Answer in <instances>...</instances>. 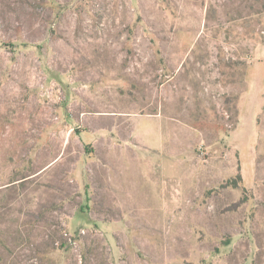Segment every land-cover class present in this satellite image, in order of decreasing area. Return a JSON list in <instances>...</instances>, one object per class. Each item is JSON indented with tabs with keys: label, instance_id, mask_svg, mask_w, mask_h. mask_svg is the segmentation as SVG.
Segmentation results:
<instances>
[{
	"label": "rangeland",
	"instance_id": "1",
	"mask_svg": "<svg viewBox=\"0 0 264 264\" xmlns=\"http://www.w3.org/2000/svg\"><path fill=\"white\" fill-rule=\"evenodd\" d=\"M0 264H264V0H0Z\"/></svg>",
	"mask_w": 264,
	"mask_h": 264
}]
</instances>
